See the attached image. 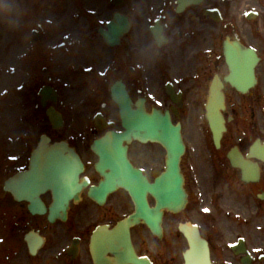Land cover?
<instances>
[{
  "label": "flooded vegetation",
  "instance_id": "obj_1",
  "mask_svg": "<svg viewBox=\"0 0 264 264\" xmlns=\"http://www.w3.org/2000/svg\"><path fill=\"white\" fill-rule=\"evenodd\" d=\"M263 2L257 5L264 10ZM213 5L202 0L178 11V0H148L144 8L123 11L132 29L119 46L108 47L107 66L105 55H84L79 7L75 37L49 35L44 20L28 24L44 39L32 35L29 47L36 80L40 75L43 87H54L59 97L45 106L38 97L15 100L10 106L31 121L28 130L0 131V264H186V223L197 226L213 264H264V155L252 150L256 142L264 146V49L257 50V83L242 94L227 81L224 44L247 43L226 25L220 52L212 51ZM63 58L71 59L76 78L51 75L62 72ZM215 75L224 85L228 127L218 150L205 108ZM119 82L135 108L169 111L183 126L188 203L181 212L163 209L150 192L152 211L144 212L129 190L139 183L133 169L150 184L163 175L167 152L161 143L97 144L107 137L116 144L118 137L109 133L124 131L112 98ZM51 108L62 126L51 122ZM235 147L254 166L253 180L231 165L228 153Z\"/></svg>",
  "mask_w": 264,
  "mask_h": 264
},
{
  "label": "rangeland",
  "instance_id": "obj_2",
  "mask_svg": "<svg viewBox=\"0 0 264 264\" xmlns=\"http://www.w3.org/2000/svg\"><path fill=\"white\" fill-rule=\"evenodd\" d=\"M79 1L84 10L89 14L91 13L98 21L99 26H105L114 13L110 0ZM147 1L131 0L124 12L144 8ZM258 2H263V0H230L228 3L223 0H212V3L221 9L224 16L222 23L212 22L213 52H220L221 43L226 35V25H230V28L233 25L249 46L260 52L264 49V10L258 7ZM45 7L46 11L44 10ZM250 10L260 13V16L254 21H248L245 17V14ZM77 19L76 0H0V112L8 110L7 116L0 114V126H2L0 131L28 130L31 121L26 120L25 116L16 115V110L21 109L14 111V107L10 105H13L12 102L15 100L29 101L37 97L39 99L37 93L43 87V81L39 78L40 75L38 77L39 83L36 80L34 71L36 63L34 57L29 54L30 43L33 42L31 38L33 28H30L28 24L44 20L45 25H50L47 29L49 35L55 36L59 35L60 32H66L67 35L75 37L77 35ZM47 21L54 23H47ZM98 29L99 27L93 26L90 19L79 10V37L82 38V50L87 57L100 59L109 51L99 37ZM71 41L76 43L75 39H71ZM104 57L105 65L107 55ZM70 61L71 59L63 58L60 62L62 72L55 71L51 75L53 77L60 75L63 80H68L71 77L76 78L75 66L74 64L70 65ZM53 66V68L57 67V65ZM33 81L36 84L34 91ZM46 82L49 83V81ZM59 83L61 82L59 81ZM62 87L66 88V85H62ZM64 98H67V95ZM1 101L5 102L2 103ZM25 104L32 105V103L27 102Z\"/></svg>",
  "mask_w": 264,
  "mask_h": 264
},
{
  "label": "water",
  "instance_id": "obj_3",
  "mask_svg": "<svg viewBox=\"0 0 264 264\" xmlns=\"http://www.w3.org/2000/svg\"><path fill=\"white\" fill-rule=\"evenodd\" d=\"M193 1V0H184ZM114 2V1H113ZM215 18V17H213ZM118 24L110 25V31H102L105 39L113 44L119 42L120 36L126 32L129 28V22L126 18L116 17ZM252 50H243L242 47L232 46L228 47V63L231 67V82L237 87V89L246 92L250 86L253 85L254 79V66L256 55H252ZM244 53H249L250 56H244ZM115 99L121 105L123 123L126 128L125 139L130 137L140 140H153L161 141L168 149L169 160L167 164V170L162 178H159L154 185H144L143 179L137 175L141 180L142 185L140 188L132 185V195L134 198L141 197V205L145 206L144 194L145 191H150L157 196H161L162 204L168 209L182 208L186 202V193L183 188V176L181 174L180 161L181 156L184 153L185 146L181 136V126L173 125L169 114L164 117L154 113L153 115L145 114L141 111H134L131 109L130 97L126 91L119 87L114 94ZM224 109V95L221 92V84L216 79L211 88V97L207 106L208 120L213 132L214 141L217 147H220V141L226 131L225 120L221 113ZM105 146V145H103ZM107 146V144H106ZM233 166H242L239 155L233 152L230 156ZM73 165L78 167V162L72 160ZM245 169L246 175H251L252 171ZM186 235L189 239L194 238V245L192 249L187 253L186 260L188 264H209L208 249L203 246L204 244L198 240V235H195L190 228H186ZM201 258H198L200 257Z\"/></svg>",
  "mask_w": 264,
  "mask_h": 264
}]
</instances>
